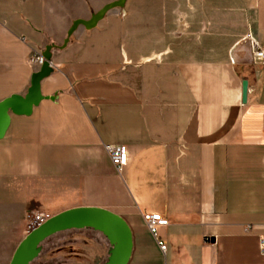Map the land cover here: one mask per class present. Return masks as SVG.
<instances>
[{
    "label": "crops",
    "instance_id": "1",
    "mask_svg": "<svg viewBox=\"0 0 264 264\" xmlns=\"http://www.w3.org/2000/svg\"><path fill=\"white\" fill-rule=\"evenodd\" d=\"M110 1L0 0V100L26 92L31 48L50 45L53 68L0 139L5 264L32 212L77 206L127 222V264H264V0H125L67 35ZM109 144L126 146L120 169ZM143 214L167 223L153 234ZM95 233L74 264L105 260Z\"/></svg>",
    "mask_w": 264,
    "mask_h": 264
},
{
    "label": "water",
    "instance_id": "2",
    "mask_svg": "<svg viewBox=\"0 0 264 264\" xmlns=\"http://www.w3.org/2000/svg\"><path fill=\"white\" fill-rule=\"evenodd\" d=\"M125 0H113L91 14L87 20L76 19L67 30L69 36L78 26L93 27L103 15L113 7H121ZM68 38L64 39L65 45ZM51 46L42 53L43 61L30 77L24 94H12L0 100V139L10 123V113L28 115L33 106L41 100L40 82L52 71L50 62ZM241 100L246 99L247 81L241 85ZM89 228L99 232L107 240V256L101 264H127L131 253V231L127 222L118 214L96 206H77L64 209L28 230L15 247L8 264H30L40 253L41 243L49 236L70 229Z\"/></svg>",
    "mask_w": 264,
    "mask_h": 264
},
{
    "label": "rangeland",
    "instance_id": "3",
    "mask_svg": "<svg viewBox=\"0 0 264 264\" xmlns=\"http://www.w3.org/2000/svg\"><path fill=\"white\" fill-rule=\"evenodd\" d=\"M30 218L27 217L28 222ZM11 220L10 212L0 213V264L6 263L9 245L16 235ZM26 229L27 231L30 230L29 228ZM95 235V231L89 228L70 229L55 233L44 240L41 251L32 261V264L77 263L74 257H82L84 246L88 243L90 237H96Z\"/></svg>",
    "mask_w": 264,
    "mask_h": 264
},
{
    "label": "built area",
    "instance_id": "4",
    "mask_svg": "<svg viewBox=\"0 0 264 264\" xmlns=\"http://www.w3.org/2000/svg\"><path fill=\"white\" fill-rule=\"evenodd\" d=\"M253 55L256 60L264 64V47L255 48ZM30 63L40 65L43 61V56L41 52L37 49L31 48L29 54ZM105 150L107 151L109 158L118 169L127 163V149L123 144H109L105 145ZM31 219L29 220L27 226L32 229L36 225L43 222L47 217L41 213H31ZM143 219L147 224V227L151 233L154 234L156 225H164L167 223V219L161 217L159 214H143ZM157 244L161 250L165 249V243L158 240ZM259 250L264 253V235L259 238Z\"/></svg>",
    "mask_w": 264,
    "mask_h": 264
},
{
    "label": "flooded vegetation",
    "instance_id": "5",
    "mask_svg": "<svg viewBox=\"0 0 264 264\" xmlns=\"http://www.w3.org/2000/svg\"><path fill=\"white\" fill-rule=\"evenodd\" d=\"M57 248H59V247H57ZM30 264H32V262H31ZM48 264H53V263L51 262V263H48ZM62 264H69V263H64V262H63Z\"/></svg>",
    "mask_w": 264,
    "mask_h": 264
},
{
    "label": "trees",
    "instance_id": "6",
    "mask_svg": "<svg viewBox=\"0 0 264 264\" xmlns=\"http://www.w3.org/2000/svg\"><path fill=\"white\" fill-rule=\"evenodd\" d=\"M43 242H44V241H43ZM43 242H42V243H43ZM42 243H41V245H42Z\"/></svg>",
    "mask_w": 264,
    "mask_h": 264
}]
</instances>
